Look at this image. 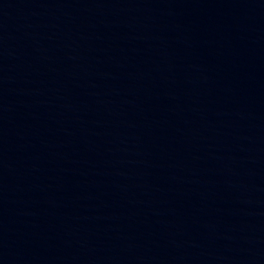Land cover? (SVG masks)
<instances>
[{"label": "water", "instance_id": "obj_1", "mask_svg": "<svg viewBox=\"0 0 264 264\" xmlns=\"http://www.w3.org/2000/svg\"><path fill=\"white\" fill-rule=\"evenodd\" d=\"M0 264H264V0H0Z\"/></svg>", "mask_w": 264, "mask_h": 264}]
</instances>
